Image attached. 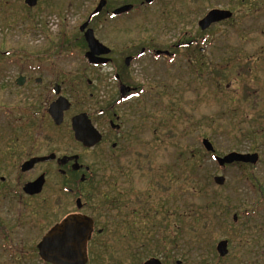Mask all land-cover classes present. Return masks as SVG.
<instances>
[{
	"label": "rangeland",
	"instance_id": "rangeland-1",
	"mask_svg": "<svg viewBox=\"0 0 264 264\" xmlns=\"http://www.w3.org/2000/svg\"><path fill=\"white\" fill-rule=\"evenodd\" d=\"M98 2L38 0L30 7L25 0H0V177L7 178L0 180V264H47L37 243L75 207V198L60 190V198L55 191H45V196L52 195L51 201L20 198L22 188L19 194L13 192L8 174H14L6 166L10 160L18 165L24 159L23 154L8 157L7 150L17 144L14 137L27 145L36 137L35 148L47 152L64 144L68 136L66 126L58 130L49 125L50 131H58L57 144L39 138L41 133L31 134L32 140L27 137L25 124L36 128L47 120L42 122L30 109L40 102L36 96L40 89L17 86L15 79L29 65L42 62L48 68L51 60L44 54L55 51L57 67L71 69L76 77H83L84 71L97 81L98 86L91 88L96 93L93 103L119 96L108 84L111 69L94 68L84 57L79 26ZM214 5L235 8L236 14L224 24L202 30L199 21ZM125 17L121 28L100 32L105 44L121 41L123 50L129 44L139 50L144 41L154 39L155 49L171 54L159 58L147 54L127 69L131 84L141 86L139 95L125 103L134 112L125 114L130 124L134 121L139 127L132 149H118L120 154L111 163L104 154L95 159L84 155L105 179L88 206L96 208L104 190L111 195L107 200L111 206L95 212L98 225L107 227L95 236L100 240L90 244V264H136L151 256L163 264H199L203 258L208 264H264V0H157ZM76 36L79 44L74 45ZM192 39L197 42L191 47H175ZM72 100L75 107L69 117L78 104L76 96ZM205 138L213 144V152L203 146ZM234 151L258 152L260 159L257 164L220 166L211 155ZM217 175L225 177L224 184L214 181ZM153 202L158 212L150 208ZM211 202L214 205H206ZM164 204L170 206L168 216L161 210ZM142 206L156 220L144 215ZM134 208L140 212L135 214ZM117 209L124 214L119 210L117 215ZM235 214H241L242 221H235ZM126 221L134 222L130 235L123 232ZM222 239L229 242L224 257L216 250ZM132 248L140 249L138 256H132Z\"/></svg>",
	"mask_w": 264,
	"mask_h": 264
},
{
	"label": "flooded vegetation",
	"instance_id": "flooded-vegetation-1",
	"mask_svg": "<svg viewBox=\"0 0 264 264\" xmlns=\"http://www.w3.org/2000/svg\"><path fill=\"white\" fill-rule=\"evenodd\" d=\"M105 1L106 3L101 11L89 21L84 29H82V26L89 20L90 15L98 7L101 0H99L97 6L92 10L88 18L80 24L79 31L81 32L80 36L82 39V42H80L86 48L84 57L90 66L94 68L109 67L111 69L108 79L109 82H107L109 87L112 88V85L114 86L116 91L115 94H119V96L114 99L111 98L109 101H106L108 97H105V99L100 101L102 104L93 103L92 100L94 99L96 93L91 91V88L95 85L98 86L97 81L92 78H88L85 72L82 71L81 73L85 78V82H83V77H76L75 72L71 71V69L57 67L56 59L58 56L56 52L48 51L44 54V56L51 60L47 63V65H49L48 68H46V66L44 68L42 66V62H39L41 65H29V70L21 73V75L15 79V84L17 86H36L40 89L36 93L40 102L31 105L32 108L30 109L33 111L35 116L41 117L42 122L47 120L41 125L39 124L36 128H28L29 126L25 124L24 126H27V128L24 129V131L26 130L24 133L29 139H31L30 136L41 133L39 138H43L45 140L49 139L51 142L55 140V144H57L58 142L54 137L61 140L57 135L58 131H50L48 129L49 125L58 128V130L61 128L64 130L63 126H66V132L68 133L67 141L62 142L64 144L49 147L47 152H41V149L35 148L38 147L37 144L39 142V139H36V137L34 141L27 145L25 142L22 143L21 140H19V136H16L13 139V143L17 144L12 145L11 148L7 150V152L9 151V159L16 158V155L18 154L24 155V159L20 164L17 165L10 160L6 166L7 172L9 171L10 173L13 171L14 174H8L10 180L14 182L13 192L15 194H19L21 190L23 191L22 194H19L20 198L27 197L29 199L51 201V199H53L51 194H47L46 196L44 195L47 189H50L52 192H57L54 196L57 195L58 190H60L59 193L64 192L68 196L75 198V207L73 210L68 211L65 215H63L61 219L54 223L45 232V234L54 225L61 224L70 216L81 215L92 219L93 231L87 242V264H90L91 260L89 255L90 244L94 242L96 243V240H100L95 236L97 234H102L107 227L105 224L101 227L98 225L99 221L95 212H97L96 210L98 208L103 207L108 209V207L111 206V202H107V200H111V195L109 192L104 190V192H102V196H100L103 200L99 202V205H96V208L94 204H92V208L88 206L91 204V201L96 200L98 194L97 192H99L98 187L103 184L105 179L99 178L100 174L96 172L94 165L89 163L90 161L86 162L84 160V155L89 153L90 158L95 159L104 154L108 156V160L111 163L120 154L118 149H132L130 145L133 144L135 135L136 137L138 136L139 127L134 121L130 124L129 121L131 120H129L126 115L133 116L134 112L132 107L128 105L129 103H125L133 100L137 95H139L138 92L141 89V86L136 87L137 84H131L129 75L126 73L127 69L132 65L140 63V59L147 54L151 55L153 58H159L161 56L171 54L165 52L159 53V51H168V49H155L154 39H151L148 42L144 41L145 44H143L139 50H137V48L134 50V48H132L133 45L129 44L128 46H130V48H128V50L132 51V54H130L127 49L123 50L122 43H119L121 41H118L113 46L105 44L101 38L100 32H104L106 29L116 31L121 28L118 25H124L125 21H127L126 19L128 18L125 16L129 13L131 15L133 11L141 12L143 9L154 4L157 0H122L119 3L112 2L111 0ZM109 2L111 3L109 4ZM126 6H129V8L121 10ZM212 9L227 10L230 11L232 15L228 18L212 22L210 27L213 25L224 24L232 19L236 14L235 8L214 5L206 11L202 18H204ZM88 30H91L97 40L109 49L107 53H100L96 55L99 59H106V62H98L97 64L90 63L86 57V53L89 51V45L85 38V33ZM117 33L118 32L114 33L116 34V39ZM77 37L78 36H76L74 41H72L74 45L79 44L76 42V40H78ZM206 37L207 36L205 35L203 39L201 38V41H205ZM194 40L192 39L188 42H183L182 40V42L176 44L175 47H191V45L197 42ZM84 84H86L87 87H85ZM49 89H51V92L47 93L46 91ZM73 96H76L78 104L75 114L69 117L70 112L75 107V100H72ZM59 97L66 98L70 102V106L63 112L62 122L57 124L50 113V107ZM79 104H82L81 108L79 107ZM121 107L123 108V111L120 112ZM125 110L127 113L124 112ZM32 114L28 116L26 115L27 119L34 116ZM81 114H86V117L84 118L85 124L87 125L90 122L97 130V134L101 137L100 140L93 145L86 144L83 140H79L76 137V132L73 128V119ZM138 117L136 118V116H134L136 120L140 119ZM31 143H34V145H30ZM62 149L70 150L62 151ZM34 158L40 159L36 160L32 164H29V161ZM26 163H28L27 166L23 168ZM52 178L56 179L53 183H51ZM0 180L2 182H6L7 178L5 176H1ZM34 182L42 184L39 191L34 193L26 192L25 186ZM19 188L22 189L19 190ZM37 189L38 187L36 190ZM58 196L59 198L61 197L60 194H58ZM88 208H91L90 211ZM121 213L122 215L124 214L123 211H121Z\"/></svg>",
	"mask_w": 264,
	"mask_h": 264
},
{
	"label": "water",
	"instance_id": "water-1",
	"mask_svg": "<svg viewBox=\"0 0 264 264\" xmlns=\"http://www.w3.org/2000/svg\"><path fill=\"white\" fill-rule=\"evenodd\" d=\"M38 0H25V3L33 7L37 4ZM106 1L101 0L98 7L90 15L89 20L84 23L82 29L86 27L89 21L96 16ZM129 6L124 7L121 10H126ZM119 12V11H117ZM232 15L230 11L223 9H212L208 14L199 21V26L201 29H205L212 22L228 18ZM85 38L89 45V51L86 53V57L92 63L106 62V59H99L96 55L100 53H107L108 48L101 43L94 36L91 30L86 31ZM105 49V50H104ZM161 52V51H159ZM70 102L63 97H59L50 107V113L57 124L62 122L63 112L68 109ZM86 114H81L73 119V128L76 132V137L79 140H83L86 144L93 145L100 140L97 130L92 126V124L87 122L85 124L84 118ZM202 144L205 149L209 152H213L215 149L213 144L209 139L205 138L202 140ZM40 158H34L29 161V164L34 163ZM215 161L220 165L231 164L235 162H243L250 164H257L260 155L258 152H230L223 156H214ZM28 163L24 164L23 168L27 166ZM214 181L217 184H224L225 177L222 175H217L214 177ZM42 184L37 182L30 183L25 186V191L28 193L38 192ZM38 189L36 190V188ZM237 214L234 215V220H237ZM93 231V221L87 216L74 215L65 219L61 224L54 225L39 241L37 248L39 255L42 260L51 264H87V242L91 237ZM217 252L221 257L226 256L229 253V242L227 239H222L217 243ZM144 264H163L161 259L157 257L148 258Z\"/></svg>",
	"mask_w": 264,
	"mask_h": 264
},
{
	"label": "trees",
	"instance_id": "trees-1",
	"mask_svg": "<svg viewBox=\"0 0 264 264\" xmlns=\"http://www.w3.org/2000/svg\"><path fill=\"white\" fill-rule=\"evenodd\" d=\"M210 153V152H209ZM211 155L213 156V154L211 153ZM170 170V169H169ZM150 194L151 193H149V192H147V196L148 197H150ZM213 202H215V201H213ZM113 205H116L117 207H119V204L118 203H115V202H113ZM207 206H211V205H214L212 202H211V204H206ZM206 205H204V207L206 206ZM152 207H154L155 209H156V211L158 210V208H157V206H156V204H155V202H153V203H151V206H150V208H152ZM119 210L120 211H122L121 209H117V212H118V214L117 215H120L119 214ZM134 210H135V214H137L138 213V211H140V210H137L136 208H134ZM142 211H143V214L144 215H147V216H149V217H151V216H153L152 215V213L151 212H149L148 210L147 211H144V208H142L141 209ZM161 210H166L165 211V213L167 214L168 212H169V210H170V206H168L167 208H165V204L164 205H162L161 206ZM137 212V213H136ZM158 212V211H157ZM169 214H167V216H168ZM237 216H238V220L240 221H242V219H243V217H242V215L241 214H237ZM118 218V217H117ZM119 219V218H118ZM153 220H156V216H153ZM153 220H152V223H154L153 222ZM234 221V220H233ZM160 223V221H159V219L157 220V222H156V224L159 226V229H161V227H162V225L161 224H159ZM236 224H238V223H233V225H236ZM156 225V226H157ZM125 226V222H124V217H123V219H122V221H121V223H120V225H119V229L122 231V229H123V227ZM170 226V225H169ZM134 230H135V226H134V222H128V221H126V228L124 229V231L123 232H127V235H130V233L131 232H134ZM160 233L161 234H163V232L160 230ZM150 234V233H149ZM159 236H161V235H159ZM147 237H149V236H147ZM160 238V237H159ZM164 238V237H163ZM176 243H178L177 241H175ZM139 246V245H138ZM137 250L139 251L140 249H137V248H132V256H138V255H136L137 254ZM217 250V249H216ZM262 251H264V249H262ZM218 255H219V253H218ZM220 256V255H219ZM263 256H264V252H263ZM221 257V256H220ZM259 258H260V260H261V255H259ZM172 260H174V259H172ZM255 262H259V261H256L255 260ZM47 264H49V263H47ZM136 264H144V262H142L141 263V261L140 262H138V263H136ZM199 264H208V262H207V260H205V258H203L201 261H200V263ZM260 264V263H259Z\"/></svg>",
	"mask_w": 264,
	"mask_h": 264
}]
</instances>
